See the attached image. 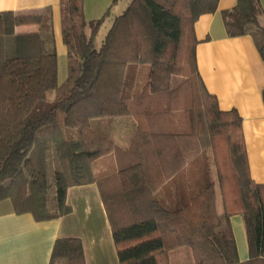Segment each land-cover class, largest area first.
<instances>
[{
	"label": "trees",
	"instance_id": "trees-1",
	"mask_svg": "<svg viewBox=\"0 0 264 264\" xmlns=\"http://www.w3.org/2000/svg\"><path fill=\"white\" fill-rule=\"evenodd\" d=\"M218 1L131 0L97 46L110 9L88 21L85 0H60L68 52L62 84L52 9L0 13V202L8 199L16 213L48 221L72 212L70 188L96 184L120 264H169V252L182 246L192 249L196 264H264V185L250 176L242 118L220 110L198 69L195 23L215 12ZM156 10L174 22H159ZM263 14L260 0H237L222 16L228 36H251L264 61ZM24 26L38 31L16 32ZM139 65L149 67L148 82L132 94ZM123 115L138 122L127 151L131 162L118 173L98 175L95 162L115 145L90 121ZM183 143L201 151L188 164L184 192L177 172L186 159L169 148ZM213 168L225 229L215 208ZM114 183L119 188L104 191ZM236 214L245 221V262L229 223ZM50 264H85L81 241L58 239Z\"/></svg>",
	"mask_w": 264,
	"mask_h": 264
},
{
	"label": "crops",
	"instance_id": "crops-1",
	"mask_svg": "<svg viewBox=\"0 0 264 264\" xmlns=\"http://www.w3.org/2000/svg\"><path fill=\"white\" fill-rule=\"evenodd\" d=\"M236 1L219 0L215 12L204 13L196 20L197 63L204 85L217 98L220 110H235L241 116L250 176L255 183L264 185V61L251 36L233 38L227 34L222 13L232 10ZM112 2L113 0H85L86 19H100L106 9L112 8ZM260 2L264 9V0ZM47 8H51L53 12L57 54L59 57L66 56L68 65L67 47L62 38L60 0H0V13L4 14L41 12ZM155 14L161 23L174 22L170 16L160 15L158 10ZM260 23L264 26V14L260 17ZM37 31L36 26L16 28L17 33ZM100 45L97 43V46ZM147 67L137 66L133 75L134 82L129 86L128 92L135 94L144 90L148 82ZM140 74L145 78H140ZM90 125L108 136L115 145V150L109 156L95 162L96 174L102 176L106 172L118 173L131 162L127 151L131 148L137 131L136 118L131 115L106 116L91 120ZM107 125L112 130H107ZM171 147L174 151L176 149L182 162L186 159L177 172L178 175L182 173L179 188L184 192L186 174H190L188 164L201 151L199 147H191L186 143L169 146ZM166 149L168 150V146ZM212 171L215 181V208L222 221V228L225 229L221 187L216 169L213 168ZM173 178L172 176L167 180L156 192L158 197H163ZM117 188L118 183L107 184L104 191L110 193ZM67 203L72 208L69 215L37 221L31 214L16 213L10 200L0 202V264H50L56 241L64 238L81 241L85 264H120L112 226L99 187L96 184L72 187L68 191ZM229 223L239 259L245 262L249 259V246L244 217L236 214L230 218ZM169 264H196L192 249L182 246L172 250L169 252Z\"/></svg>",
	"mask_w": 264,
	"mask_h": 264
},
{
	"label": "rangeland",
	"instance_id": "rangeland-1",
	"mask_svg": "<svg viewBox=\"0 0 264 264\" xmlns=\"http://www.w3.org/2000/svg\"><path fill=\"white\" fill-rule=\"evenodd\" d=\"M128 2L129 0H118L117 3H115L112 8L110 9L109 14L105 17V22L102 25V27L99 30L98 36L96 38V44L98 43L99 45L102 43L103 39L105 38L110 25H111V21L112 19L117 16L118 14H122L124 12V10L127 8L128 6ZM111 6V5H109ZM107 9L106 11L103 13V15L100 16V18H102L103 16H105V14L107 13ZM58 57V81L59 83H64L67 78H68V65H67V58L66 56H62L59 57V55L57 54ZM148 70L146 71L147 74L149 73L150 69L149 67H147ZM145 72V70H144ZM146 74V77H147ZM140 78H145L143 74H140ZM107 128V130H112V127H110L109 125L105 126ZM97 128V126H96Z\"/></svg>",
	"mask_w": 264,
	"mask_h": 264
}]
</instances>
